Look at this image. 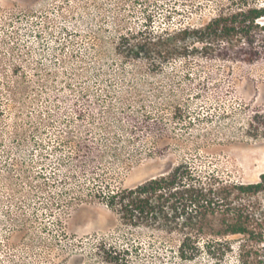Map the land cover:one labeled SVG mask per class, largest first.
Segmentation results:
<instances>
[{"label":"rangeland","instance_id":"374dc122","mask_svg":"<svg viewBox=\"0 0 264 264\" xmlns=\"http://www.w3.org/2000/svg\"><path fill=\"white\" fill-rule=\"evenodd\" d=\"M226 4L0 0V264H237L239 237L183 261L180 236L129 226L102 199L185 165L204 181L264 174L263 62L199 49L151 70L122 48Z\"/></svg>","mask_w":264,"mask_h":264},{"label":"trees","instance_id":"16d2710c","mask_svg":"<svg viewBox=\"0 0 264 264\" xmlns=\"http://www.w3.org/2000/svg\"><path fill=\"white\" fill-rule=\"evenodd\" d=\"M122 48L151 70L199 49L206 57L264 63V0H228L201 28L155 33L148 25L126 38ZM203 179L196 169L179 166L135 188L102 194V199L129 226L180 236L183 261L203 251L212 258L226 256L234 252L228 238L239 237L237 264H264V174L249 184Z\"/></svg>","mask_w":264,"mask_h":264}]
</instances>
